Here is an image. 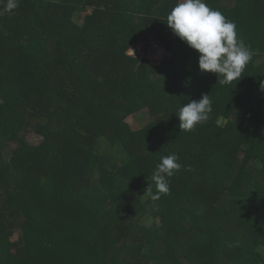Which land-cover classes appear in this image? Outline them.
Listing matches in <instances>:
<instances>
[{
  "label": "trees",
  "instance_id": "obj_1",
  "mask_svg": "<svg viewBox=\"0 0 264 264\" xmlns=\"http://www.w3.org/2000/svg\"><path fill=\"white\" fill-rule=\"evenodd\" d=\"M226 1L206 3L252 59L222 84L167 26L176 0H0V151L14 144L0 155V264H264V0ZM152 37L169 53L158 64L129 54ZM207 93L208 120L180 130L175 113ZM145 109L139 129L122 119ZM171 153L181 167L153 199Z\"/></svg>",
  "mask_w": 264,
  "mask_h": 264
},
{
  "label": "clouds",
  "instance_id": "obj_2",
  "mask_svg": "<svg viewBox=\"0 0 264 264\" xmlns=\"http://www.w3.org/2000/svg\"><path fill=\"white\" fill-rule=\"evenodd\" d=\"M18 6L19 0H6L3 11L11 12ZM166 24L174 35L198 52L199 70L217 74L222 84L236 83L252 59L249 47L239 37L235 22L210 7L206 0H177ZM211 111L212 101L208 93L199 100L185 103L175 113L180 130L190 131L197 124L206 122ZM178 161V155L171 153L157 164L152 175L156 194H152V185L146 188L153 199L168 193L169 178L181 167Z\"/></svg>",
  "mask_w": 264,
  "mask_h": 264
},
{
  "label": "rangeland",
  "instance_id": "obj_3",
  "mask_svg": "<svg viewBox=\"0 0 264 264\" xmlns=\"http://www.w3.org/2000/svg\"><path fill=\"white\" fill-rule=\"evenodd\" d=\"M211 1H213V2L217 1V2H221V3L227 2L226 0H206V2H211ZM176 2H177V0H176ZM47 9L52 10V7H48ZM92 11H93V7H91V4H88L86 9L84 10V13L91 14ZM131 48L135 49V52H134L135 56H137L140 59L146 58L149 61V64H158V62L161 60V58H163L165 55H169V53H165V50L161 46V43L159 42V40L157 38H154V37L151 38V40L149 42V46L146 48H144L141 43L132 45ZM97 61L98 60L95 59L91 63L97 62ZM52 108H54V106ZM149 117H150V115H149L147 109H145V111L132 113V114H126L123 116L122 119L130 126V128L132 130H136V129H139L140 127H143V125L147 122ZM36 120H38V119L35 117H32L30 123L34 124ZM42 121H44V120H42ZM29 132H33V131L30 130ZM262 132H264V127H262ZM27 139L30 143L37 144L41 140V137L35 135V133L34 134L30 133L27 136ZM13 146H14L13 143H8L6 145V148L4 150L0 151V155L2 156L4 161H7L9 159V157L12 153ZM19 158L22 159L23 155H20ZM42 174H43V167L39 162V164L37 165V169L32 172V177H30V178L34 182L35 180L39 179L42 176ZM24 181H25V186H27L28 189H21L20 193H22V194H25L29 189L31 190L27 181L25 179H24ZM24 181H18L17 183L23 184ZM157 217L158 216H157L156 212L151 211V212H149V214H147L146 216L143 217L142 223L149 225V224H151L152 220H154V219L159 220ZM18 231H19V229H18ZM16 237H17V233L15 231L12 239H16ZM85 242L86 241H81L82 247L85 246ZM81 246H76V250ZM180 248H182V247H180Z\"/></svg>",
  "mask_w": 264,
  "mask_h": 264
},
{
  "label": "water",
  "instance_id": "obj_4",
  "mask_svg": "<svg viewBox=\"0 0 264 264\" xmlns=\"http://www.w3.org/2000/svg\"><path fill=\"white\" fill-rule=\"evenodd\" d=\"M133 52H135V49L134 48H130ZM129 54H132L129 50Z\"/></svg>",
  "mask_w": 264,
  "mask_h": 264
}]
</instances>
